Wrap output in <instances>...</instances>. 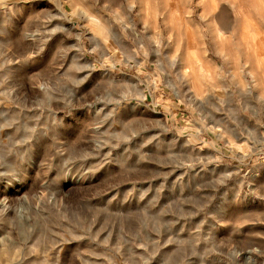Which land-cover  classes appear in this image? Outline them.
I'll use <instances>...</instances> for the list:
<instances>
[{
  "label": "rangeland",
  "instance_id": "374dc122",
  "mask_svg": "<svg viewBox=\"0 0 264 264\" xmlns=\"http://www.w3.org/2000/svg\"><path fill=\"white\" fill-rule=\"evenodd\" d=\"M0 264H264V0H0Z\"/></svg>",
  "mask_w": 264,
  "mask_h": 264
}]
</instances>
